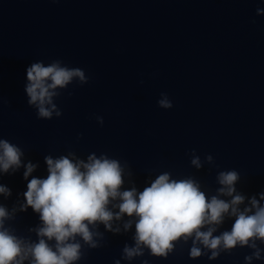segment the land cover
<instances>
[{
	"label": "clouds",
	"instance_id": "9594fccd",
	"mask_svg": "<svg viewBox=\"0 0 264 264\" xmlns=\"http://www.w3.org/2000/svg\"><path fill=\"white\" fill-rule=\"evenodd\" d=\"M256 14H264V9L257 8ZM26 81L27 104L36 110L38 119L51 120L62 116L55 102L62 90L74 81L87 84L89 77L83 69L70 68L61 60L47 65L37 61L27 67ZM161 97L158 106L171 109L168 95L161 93ZM96 119L103 125V117ZM24 155L21 147L0 138V174H14L23 167L27 190L19 211L31 208L38 214L40 224L29 229L37 239L18 236L6 227L5 221L14 219L17 209L9 211L0 203V264H77L83 257V245L90 249L100 246L97 237L102 238L103 233L98 226L119 233L120 228H113L112 222L125 216L129 219L123 223L124 231L135 229L134 244L122 249V258L128 261L144 256L146 249L152 256L167 258L177 243L187 244L189 240L192 259L210 253L208 258L214 260L237 247L251 250L244 257L246 264L262 258L264 248L259 245L264 244V192L257 198L237 191L241 177L236 170L217 173L218 187L211 196L194 177L176 179L170 172L160 173L138 191L135 186L123 187L126 164L105 153L93 152L86 159L72 151L56 158L46 155L44 178L32 175L39 165L25 163ZM205 162L214 164L213 156L206 155L202 162L192 151V166L199 170ZM0 195L10 197L11 189L0 184ZM226 218L233 220L230 230L214 235ZM115 264H121L120 260Z\"/></svg>",
	"mask_w": 264,
	"mask_h": 264
}]
</instances>
